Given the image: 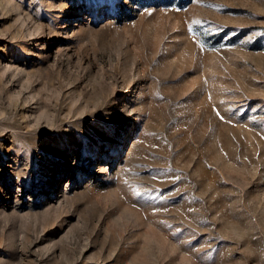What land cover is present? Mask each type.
I'll return each instance as SVG.
<instances>
[{"label": "rangeland", "instance_id": "1", "mask_svg": "<svg viewBox=\"0 0 264 264\" xmlns=\"http://www.w3.org/2000/svg\"><path fill=\"white\" fill-rule=\"evenodd\" d=\"M0 264H264V0H0Z\"/></svg>", "mask_w": 264, "mask_h": 264}]
</instances>
